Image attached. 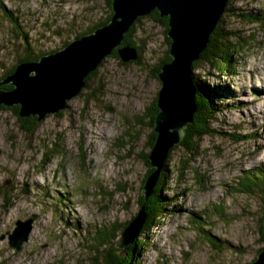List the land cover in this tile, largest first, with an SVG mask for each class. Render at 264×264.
<instances>
[{"label": "rangeland", "instance_id": "374dc122", "mask_svg": "<svg viewBox=\"0 0 264 264\" xmlns=\"http://www.w3.org/2000/svg\"><path fill=\"white\" fill-rule=\"evenodd\" d=\"M1 3L19 27H12L0 9V78L24 54L56 51L111 12L107 0ZM227 9L223 27L243 36L245 49L230 73L202 63L195 70L209 86L226 84L230 92L224 101L215 100L221 108L212 123L216 134L203 136L198 151L185 159L180 146L170 153L175 173L166 198L174 202L149 232L141 264H250L264 244L259 233L264 192H245L238 184L246 171H264V0H230ZM241 13L263 15L261 22L251 23ZM135 27L140 63L106 56L66 108L37 121L33 133L20 129L13 106L0 108V264H93L107 248L102 245L97 253L95 236L108 232L116 242L120 232L112 228L137 212L146 171L140 157L149 150L151 130L144 112L160 88L152 69L168 48L165 27L154 18L142 17ZM132 127L140 133L124 157L129 148L124 142L131 138L125 130ZM222 132L252 136L234 141ZM53 142L61 152L44 165L41 153ZM183 166L188 169L180 170ZM216 206L221 216L213 211ZM204 216L202 230L209 228L223 247L206 243L194 226L198 221L192 224ZM29 217L27 241L19 250L10 248L7 236L14 222Z\"/></svg>", "mask_w": 264, "mask_h": 264}, {"label": "water", "instance_id": "95a60500", "mask_svg": "<svg viewBox=\"0 0 264 264\" xmlns=\"http://www.w3.org/2000/svg\"><path fill=\"white\" fill-rule=\"evenodd\" d=\"M228 0H111V16L107 23L69 41L62 48L41 55L37 60L19 62L15 69L0 80V105L18 106V115L36 117L40 121L48 114L66 108L67 101L78 95L85 78L102 60L116 51L122 62L134 61L136 49L121 45L123 35L137 18L156 10L167 17L166 35L170 39L171 60L161 64L157 72L160 88L157 92L152 130L156 137L150 149L149 166L141 193L147 199L163 168L169 149L177 145L184 128L192 122L196 110V88L192 81V63L205 49L209 36L225 11ZM2 85H11L4 89ZM144 206L129 219L116 240L120 255L138 237L146 220ZM8 233V246L19 250L32 229V218L17 219ZM264 235V217L261 220ZM250 264H264V249Z\"/></svg>", "mask_w": 264, "mask_h": 264}, {"label": "trees", "instance_id": "16d2710c", "mask_svg": "<svg viewBox=\"0 0 264 264\" xmlns=\"http://www.w3.org/2000/svg\"><path fill=\"white\" fill-rule=\"evenodd\" d=\"M229 2L230 0L227 1V6L225 8V11H228L227 7L229 5ZM107 4L111 8V0H107ZM0 9L4 17L10 22L12 27L14 28L19 27L18 26L19 23L16 17L12 15L11 11L7 10L4 7V5L1 3V0H0ZM111 14L112 12H110L104 20L97 22L94 27H91L87 31H84V32L79 33L78 35H75V37H79L84 33H89L93 31V29L96 26L98 25L100 26V25L107 23ZM257 14H258V17L257 16L253 17L251 14H248V13L247 14L241 13V16L243 17L244 20L248 22L259 23L261 22V18L259 16H262L263 14L261 13H257ZM147 16L157 20L161 25L165 27V32H167L168 27H167L166 17H160L156 10L151 11V13H149ZM141 18L142 17L137 18L136 21H139ZM135 22L133 23V25L130 26L129 30L124 33L123 41L121 45H128V46L135 48L136 53H137V58L134 61L136 63H140L141 51H140V47L137 45V40L134 37L136 29H137L135 27ZM25 37H26V34H24L23 39H24V42H27V39ZM165 37H166L167 48L169 49L170 39L168 38L167 35ZM244 41H245V38L243 36H237L235 31L229 30L223 27L222 15H221L215 28L213 29V31L211 32L209 36V41L205 49L201 52L199 58L196 61H194L191 66L192 81L196 88L195 97H194L196 110L193 114V120L191 123H189L184 128V135L181 137V141L177 145H174L172 148L169 149L168 155L166 156L165 161H164L163 168L160 172L159 178L154 187L153 194H151L147 199H145L144 195L141 193V195H139L137 198L138 209L141 206H144L145 212L147 215L145 223L143 224V227L138 237L126 250L125 256H121L120 255L121 250L116 245V242L113 238L114 235H112V238L110 239V237H107L108 232H105V233L99 232L94 238L95 242L97 241L94 250H96V252L99 253V250H101L102 245L107 246V248L98 257L94 256L93 264H98V261H97L98 259L101 264H141L140 256L143 250L146 248V245H147L146 241H147L149 232L151 231L153 227H156L158 223L160 224L159 222L160 217L163 216L165 213H167V209H169V206H170V205H167L168 202L170 203L174 202V199L166 198V195H167L166 193L167 191H169L168 190L169 182L172 181L173 174L175 173L174 169L172 168L168 160L170 153L174 149H176L178 146H180L182 147V150L184 152V159H185L188 156L194 155L198 151L197 144L199 143L200 139L203 136L216 134L215 133L216 130L212 127V123L213 121H215L216 114L219 112V110H221V108H220V105L215 100L218 99L219 101H224V99H226L225 93L230 92L229 90H226L228 86L226 84L223 86L221 85V83H219L218 85L214 84V85L209 86V83L207 82L208 81L207 78L205 77H203V79L199 78L200 76L198 74H195V70H197L200 67L199 64L202 63V65H204L208 69L210 67H213V68H216L220 73H223V72L230 73L231 71L235 70V64H233L234 63L233 61H235V59L238 57L237 54L239 53L241 54L245 49ZM68 42L69 41L65 42L64 45H66ZM25 51L27 52V50ZM112 54H114L115 57H118L116 51H113ZM40 56H41V53L38 55H33V56H31L29 53H26L21 58L18 59L17 63L37 60ZM170 60H171V57L168 54V50H166L165 56L160 60L159 64L155 68L152 69L153 73L157 75V72L159 71L161 64H163L164 62H168ZM123 63H127V62H123ZM15 65L10 70L5 72L0 78V80L5 75L11 73L14 70ZM95 72H96V69L85 78V83L87 79L90 78V76L94 74ZM1 87L4 89L12 88L11 85H2ZM234 96L236 97V95ZM156 100H157V97L155 96L154 100L149 104V107L144 112V116L146 118L145 126H148L149 128H151V130L149 133V140L147 141V147L149 148V150L145 152L144 154H142L140 157L143 164L146 166V171L142 178L140 188L143 186L147 175L153 170L149 166L148 155H149L150 149L152 148L154 144L155 137H156L155 132L152 130L155 116L158 113V108L156 106ZM0 108H3V106L0 105ZM12 108L17 116V120L19 122L18 125L20 129L23 130V132L25 133H33V131L35 130L36 124H37L36 117L29 116V117L21 118L18 115V109H19L18 106H13ZM60 113L61 111L58 112V114ZM135 121L137 125L139 123L141 124L142 122L141 119H138ZM136 129L133 130V127H132L129 131L125 130V132L126 133L128 132L131 138L128 141L126 139L124 142L125 146L123 147H126V146L129 147L128 150H126L124 157L129 155L132 152L134 148V146L132 145L135 144L132 141L138 139L140 130L137 127ZM224 134L226 133H223L221 135H224ZM226 135L230 139H233L234 141H239L241 139H246L245 137L252 136L250 134H247V135L226 134ZM53 144H54L53 147L49 145L46 146L45 150L42 151L41 153L40 161L43 162L44 165H47L51 161V159L56 157L61 152V150H59V147H61V145L56 142H53ZM117 144H116V147H117ZM56 151H59V152H56ZM83 159H84V156L81 154L82 165H83ZM180 162L183 163V159H181ZM188 162L189 161H186L185 165H187ZM187 167L188 166H183L182 167L183 169H180V170H187L188 169ZM184 168H187V169H184ZM178 175H182V173L179 172ZM238 184L241 186L240 189L245 192H253L254 189L264 192V171L263 170L246 171L245 177L241 178ZM65 194L66 192L63 193L64 195L63 197H66L67 199L68 195L65 196ZM259 197L261 198V196ZM12 199L13 198L11 196L9 198H6V201H8V204H11L10 202L12 201ZM220 209H221L220 206H216L215 210L213 211L219 214V216H221ZM171 210L172 212H174L177 209L173 208L172 206ZM203 215H206V213L203 212ZM263 217H264V209L259 219L260 238L264 241V235L261 230V220ZM195 220L198 221L197 225H194ZM206 220L207 219L204 216V219L202 220L199 217V219L191 220V222L194 226L200 228L198 229V232L204 233V239L206 243H208L212 247L221 248V245L223 247L224 244L223 243L218 244L221 241H219L218 239L214 237V235L208 230L209 228L207 230H202L203 223H205ZM128 221L129 220L125 221L120 226L115 227L113 225L114 227L112 229H114L115 232L118 231L121 233L123 228L127 225ZM262 249H264V244L258 250V252ZM157 264H167V262H161Z\"/></svg>", "mask_w": 264, "mask_h": 264}, {"label": "bare ground", "instance_id": "6f19581e", "mask_svg": "<svg viewBox=\"0 0 264 264\" xmlns=\"http://www.w3.org/2000/svg\"><path fill=\"white\" fill-rule=\"evenodd\" d=\"M258 93H261V94H262V93H263V91H262V90H260V91L258 90ZM258 93H257V94H258ZM255 95H256V94H255Z\"/></svg>", "mask_w": 264, "mask_h": 264}, {"label": "flooded vegetation", "instance_id": "af4514ba", "mask_svg": "<svg viewBox=\"0 0 264 264\" xmlns=\"http://www.w3.org/2000/svg\"><path fill=\"white\" fill-rule=\"evenodd\" d=\"M167 18V17H166Z\"/></svg>", "mask_w": 264, "mask_h": 264}]
</instances>
